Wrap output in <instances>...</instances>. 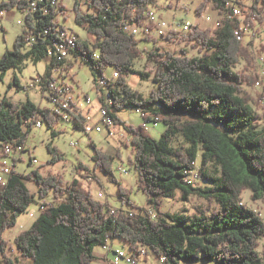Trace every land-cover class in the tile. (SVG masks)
<instances>
[{
  "label": "trees",
  "instance_id": "1",
  "mask_svg": "<svg viewBox=\"0 0 264 264\" xmlns=\"http://www.w3.org/2000/svg\"><path fill=\"white\" fill-rule=\"evenodd\" d=\"M33 1L3 0L0 12L14 8L26 12ZM85 1L88 11L82 8L80 0L73 7L76 23L88 35L86 39L80 38L73 58L98 70L100 76L108 66L119 72L117 81L108 80L112 97L107 108L131 136L133 156L129 163L137 172L139 191L149 198L152 212L137 207L130 198L131 190L114 177L119 196L128 207L120 214H112L109 202L94 198L78 177L67 183L59 173L41 174L34 169L20 174L15 168L6 184L0 182V264H17L8 253L11 247L4 232L16 224L18 216L27 211L35 198L26 187L28 179L38 184L42 198L53 193L54 199L59 200L41 209L31 226L15 236L18 252L31 259L26 264H92L96 259L95 248L106 246L115 237L122 238L134 251L144 247L147 254L152 251L160 259L164 257L163 264H264L260 253L264 219L243 203L242 195L249 192L252 200L264 201L261 122L264 116L257 111L258 103L247 89L261 78L260 74H249L254 64V41L245 42L240 22L220 12V22L212 28L204 29L197 23L188 33L171 32L168 40H185L200 55L191 57L186 49H182V54L151 51L149 59L157 62L152 76L155 84L145 96L129 84V77L137 73L136 61L143 54L139 42L146 40L124 31L122 23L125 17L132 22H143L144 13L156 0ZM232 1L201 0L196 11L202 14L209 6L213 10H229ZM235 2L244 8L245 20L250 21L252 28L258 22L264 24V0H251L249 5L240 0ZM38 3L37 10L25 16L24 30L17 35L13 49L5 50L0 58V75L20 67L26 60H49L47 77L52 68H62L65 62L68 69L73 66L71 60L56 61L48 56L58 11L50 0ZM46 4L51 9L49 14H43L40 9ZM64 6L58 7L59 12H65ZM261 47L264 49V44ZM97 51L99 60L94 57ZM241 62L245 64L239 69ZM139 73L143 78L151 76ZM18 80L16 77L14 82L19 85ZM94 84L100 90L97 78ZM261 97L264 99V87ZM126 107L141 110L144 120L157 117L163 122L166 129L159 139L148 132L144 123L135 126L122 120L117 113ZM76 109L74 126L83 130L86 116L82 109ZM51 111L30 98L24 102L2 98L0 168L6 161L4 144H25L34 121H45L52 137L59 134L55 129L59 119ZM31 117L34 121L27 125ZM178 136L184 137L186 143L175 146ZM90 145L95 152L94 171L99 169L112 175L113 162L119 153L104 152L93 141ZM48 149L53 155L50 163L62 159L63 155L51 143ZM200 153L199 177L205 183L203 187L186 182L188 171L194 168ZM77 169L79 173L87 169L92 175L91 169L82 164ZM176 189L181 190L184 201L199 195L206 205H197L192 214L163 210V199Z\"/></svg>",
  "mask_w": 264,
  "mask_h": 264
},
{
  "label": "rangeland",
  "instance_id": "2",
  "mask_svg": "<svg viewBox=\"0 0 264 264\" xmlns=\"http://www.w3.org/2000/svg\"><path fill=\"white\" fill-rule=\"evenodd\" d=\"M3 0H0V3ZM61 5L64 4L65 12L63 13V23L66 27L81 35V38L86 39L88 37L84 28L79 26L75 21V14L73 7L76 0H60ZM201 0H181L180 6L177 5L176 0H156V4L152 5L154 7L160 8V14L163 18L167 20L173 19V12L176 13L177 19L179 20H189L193 24L199 23L204 29L207 27H214L213 23H209L205 20V14H213L212 6H209L202 14L197 13V7ZM235 1V0H234ZM245 5L251 4V0H240ZM82 3V8L88 11V5L85 0H80ZM164 7V8H163ZM221 16L217 12V19ZM19 20H25V13L20 9L14 8L12 10H6L2 14L0 13V58L4 54L5 50L13 49L14 41L17 35L21 34L24 29L23 23H19ZM217 24V22H216ZM245 42L254 41L253 51L255 53L253 67L250 68L249 74L258 75L260 77L258 82L253 87H247L248 91L251 93L256 104L257 111L264 116V99L261 97L263 92V82H264V67L259 66L258 57L263 55L264 49L261 47L264 44V24L258 22L253 31L244 34L243 37ZM140 48L143 50V54L136 61L137 73L131 74L129 77L130 85L140 90L145 96L149 95L150 90L154 86L155 82L152 79L153 72L157 68V62L155 60L149 59L148 54L151 51L163 52L166 50L173 51L175 54H182V49H186L189 52V56L200 55L197 49H193L192 46L185 40L170 41L168 38L157 39L153 41L152 38L140 40ZM71 61L74 63L73 66L66 72L55 71L52 72L55 78L64 79L73 89L74 99L82 102L81 108L91 106L92 112L86 114L92 116L93 120H98L100 102L98 89L95 86L96 78H106L110 76L113 72V66H108L104 69L103 75L100 76L98 70L90 69L87 64H84L81 59L75 60L73 57ZM244 62H241L238 66L239 69L244 67ZM50 66L49 60H42L40 62H34L31 60H26L20 67L11 68L5 72L4 75H0V101L3 97L7 96L8 99L16 102H24L27 98H30L37 103L40 107L51 108L52 104L46 97V94L42 89L37 86H30L33 78L39 76H45ZM150 73V77H144L139 73ZM257 76V77H258ZM18 77L19 85L14 82L15 78ZM108 80L115 82L113 78H108ZM108 91V87H107ZM86 97L91 99V103L87 104ZM110 102V100H109ZM117 115L126 123L133 124L135 126L142 125L144 119L142 117V111L133 107H126L122 111L118 112ZM264 126V117L261 120ZM48 124L44 121L43 126L37 128L33 126L28 134L25 146L27 151L22 155V160L18 161L16 165V171L20 174H26L31 171L39 170L41 174H46L48 171L52 173H59L65 179L67 183H70L75 177L80 178L86 188H89L92 192L94 198L109 202L110 207L122 208L127 210L128 207L124 205L122 199L118 192V183L112 180L114 177L117 181L123 183L125 187L131 190L130 198L135 203L137 207H145L151 210L149 198L141 191H139L137 185V172L133 166L129 163L132 154L131 146V136L123 130V125H119L115 129V133L111 136L105 127L102 132L92 131L91 133H86L84 130L75 128L72 122L59 121L55 129L59 131L56 137H52L51 129L47 127ZM123 126V127H122ZM125 128V127H124ZM166 129V125L163 122H159L158 126H151L148 132L159 139L161 133ZM93 141L97 148L100 150L111 153V155H117L113 162L114 173L110 175L109 173L102 170L94 171V161L92 159L94 155V149L90 145ZM76 142V145H71V143ZM56 149L58 153L63 155L62 159L56 161L55 163H50L51 157L53 156L49 149L48 144ZM186 143L184 137L178 136L174 144L175 146H180ZM35 156L37 163H30L29 157ZM11 163V160L8 159ZM197 165L201 166V153L199 154V159L196 160ZM82 164L89 169H91L92 176L88 174L87 169H83L80 173L77 166ZM81 175L85 176L82 177ZM91 176V177H90ZM26 187L34 194L35 198L31 201L26 212L18 216L17 222L14 226L9 227L4 232V238L9 241L8 253L17 261V264H26L31 259L23 257L17 250L14 238L21 231L29 228L35 219L40 215V203L43 201L38 193V184L35 180L28 179L25 180ZM200 186H204V182H199ZM102 191L104 197H99L98 192ZM182 192L180 189H176L172 192L170 196L163 199L162 209L169 212H184V213H194L195 207L197 205H206V200L199 197V195H193L190 197L189 201H184L182 198ZM243 203L249 208L259 212V216L264 219V201H254L251 199L249 192H243ZM49 201L54 199V194L46 196ZM56 199V198H55ZM54 199V200H55ZM59 200V199H56ZM260 253L264 258V238L261 240ZM109 246H98L95 248L96 259L92 264H128L125 259L118 257L116 251L123 250L127 254L134 253L129 244L120 237H115L110 240ZM110 248V250H108ZM138 264H163V260L157 257L152 251H150L146 256H142ZM197 264V263H189Z\"/></svg>",
  "mask_w": 264,
  "mask_h": 264
},
{
  "label": "built area",
  "instance_id": "3",
  "mask_svg": "<svg viewBox=\"0 0 264 264\" xmlns=\"http://www.w3.org/2000/svg\"><path fill=\"white\" fill-rule=\"evenodd\" d=\"M43 1V0H40ZM122 1V0H118ZM39 0H35L32 2V5L30 8L24 12L25 16L28 13H32L37 10L39 6ZM177 5H181V0H176ZM50 3L55 11H58L57 14H55V32L53 31L54 37L52 39L51 44L48 47L47 54L50 58H53L56 61H64V60H71L73 57L74 50V43H78L81 35L74 30L69 29L66 27L63 23V20L61 19L63 17V13L59 12L58 7L61 6L60 0H50ZM132 4V3H131ZM48 4L42 6L40 9L43 12V14H49L50 10L48 8ZM164 8V7H163ZM160 8L150 6L149 9L144 13L145 17L143 22L138 23L137 21L132 22L129 18H124V23H122V28L124 31L128 32L131 35L136 36L138 39L144 38L149 39H162L167 38V36L174 32L175 35H181L190 32L193 29V26L195 24L191 23L189 20H179L177 19V15L175 12H173V19L167 20L162 17L159 10ZM6 11V10H4ZM0 12L1 14L4 12ZM217 12L220 13H228L230 14V18H233L235 20H238L241 24L240 30H242L246 35L248 33L253 31L252 25L250 21L245 20V11L244 8L235 1L230 2L229 4V10H220L216 9L213 11V14H205L204 17L205 20L209 23H213V25H216V22H220L219 19H217ZM133 16L135 17V8H132ZM252 19L256 22V17L252 16ZM19 23H23L25 26V20H19ZM49 29L46 30V33H49ZM34 38H32L31 43L33 42ZM154 41V40H153ZM30 43V44H31ZM99 51L94 53V57L96 59H100V55L98 53ZM259 60V66L264 67V58L263 55L258 57ZM67 62H65V65L62 66V68H52V72L55 71H62L66 72L68 69ZM108 78H113L117 81L119 78V72L117 70H113L112 74L110 76H106V78H99L97 77V85L100 88L98 90V94L100 98H102V101L99 99L100 104V110H99V118L98 120H93L92 116L87 115L86 116V122L83 127V130L86 133H91L92 131L96 132H102L103 129L106 127L108 130V133L113 136L115 133V129L121 126V124L117 123L113 117L109 114V110L107 108V105L109 104V98L112 97L111 92L107 91V83ZM30 86H37L40 89L44 91L46 94V97L51 102V113L54 117L58 118L59 121H66V122H72L73 124L76 122L75 114H77L78 110L76 109H82V102L77 101L74 99V92L72 87L64 80L60 78H55L53 74L51 73L50 76H37L32 79ZM87 104L91 103V99L89 97H86ZM143 115V113H142ZM34 121V117H31L29 120L26 121V124L29 125V123ZM158 118L154 117L151 120H144V125L146 126L147 130L151 128V126H158ZM44 121L43 120H37L34 121V126L37 128H40L43 126ZM123 127V126H122ZM124 130V127H123ZM71 145H76V142L71 143ZM6 156V161L0 168V182L1 183H7L9 174L12 170L16 168V165L18 161L22 160V155L25 151H27V148L25 144L21 143H5L3 148ZM8 159L11 160V163L8 162ZM30 163H37V159L35 156L29 157ZM91 175V174H89ZM92 176V175H91ZM90 176V177H91ZM200 169L197 165V162H194V168L188 171V175L186 177V182L197 186L199 185L200 180ZM99 197H104V193L102 191L98 192ZM55 200L51 199L50 201L46 198L43 199L40 203V209L45 208L47 205H51ZM110 212L112 214H120L122 212V208H113L110 207ZM152 212V210H150ZM132 214V213H131ZM106 246H109L108 244ZM105 246V247H106ZM146 248H140L135 249V256H128L127 252H123V250L116 251L118 257H122V259H125L128 264H138L140 258L142 256H146L147 252L145 250ZM110 250V248H108ZM165 259L164 257L161 258V260Z\"/></svg>",
  "mask_w": 264,
  "mask_h": 264
},
{
  "label": "crops",
  "instance_id": "4",
  "mask_svg": "<svg viewBox=\"0 0 264 264\" xmlns=\"http://www.w3.org/2000/svg\"><path fill=\"white\" fill-rule=\"evenodd\" d=\"M5 12V11H4ZM24 30V29H23ZM82 113L84 114V115H86V114H88V113H90V112H92V108H91V106H87V107H85L84 109L82 108Z\"/></svg>",
  "mask_w": 264,
  "mask_h": 264
},
{
  "label": "bare ground",
  "instance_id": "5",
  "mask_svg": "<svg viewBox=\"0 0 264 264\" xmlns=\"http://www.w3.org/2000/svg\"><path fill=\"white\" fill-rule=\"evenodd\" d=\"M77 45H78V43H74V49H76L77 48ZM102 78H104V77H102ZM159 121V120H158ZM128 256H134V254L133 253H131V254H127Z\"/></svg>",
  "mask_w": 264,
  "mask_h": 264
}]
</instances>
